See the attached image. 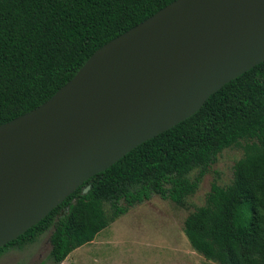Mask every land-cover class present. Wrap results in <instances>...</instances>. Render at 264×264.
Returning a JSON list of instances; mask_svg holds the SVG:
<instances>
[{
	"label": "trees",
	"instance_id": "16d2710c",
	"mask_svg": "<svg viewBox=\"0 0 264 264\" xmlns=\"http://www.w3.org/2000/svg\"><path fill=\"white\" fill-rule=\"evenodd\" d=\"M173 1L0 0V124L46 102L97 49ZM238 145L245 152L233 180L213 183L184 232L197 252L218 264H264V61L91 177L0 254L51 229L50 257L60 264L153 195L184 204L217 155Z\"/></svg>",
	"mask_w": 264,
	"mask_h": 264
},
{
	"label": "water",
	"instance_id": "95a60500",
	"mask_svg": "<svg viewBox=\"0 0 264 264\" xmlns=\"http://www.w3.org/2000/svg\"><path fill=\"white\" fill-rule=\"evenodd\" d=\"M263 61L264 0H174L101 46L0 124V248Z\"/></svg>",
	"mask_w": 264,
	"mask_h": 264
},
{
	"label": "rangeland",
	"instance_id": "374dc122",
	"mask_svg": "<svg viewBox=\"0 0 264 264\" xmlns=\"http://www.w3.org/2000/svg\"><path fill=\"white\" fill-rule=\"evenodd\" d=\"M244 152L242 145L220 152L184 204L153 195L118 217L91 243L73 250L60 264H218L191 246L184 222L205 204L213 183L227 185L233 180L235 164ZM200 170L195 169L191 178L195 179ZM50 234L51 229L24 248L2 252L0 264H56L50 257Z\"/></svg>",
	"mask_w": 264,
	"mask_h": 264
}]
</instances>
